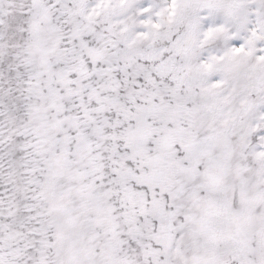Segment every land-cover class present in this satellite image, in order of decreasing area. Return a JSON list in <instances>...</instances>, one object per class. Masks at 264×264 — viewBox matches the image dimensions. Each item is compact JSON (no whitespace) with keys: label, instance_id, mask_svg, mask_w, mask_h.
Wrapping results in <instances>:
<instances>
[{"label":"snow or ice","instance_id":"obj_1","mask_svg":"<svg viewBox=\"0 0 264 264\" xmlns=\"http://www.w3.org/2000/svg\"><path fill=\"white\" fill-rule=\"evenodd\" d=\"M0 264H264V0H0Z\"/></svg>","mask_w":264,"mask_h":264}]
</instances>
